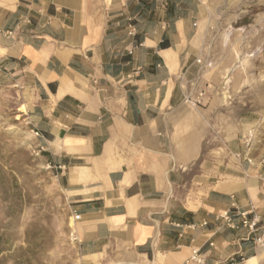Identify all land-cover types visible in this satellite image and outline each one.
I'll return each mask as SVG.
<instances>
[{
  "label": "crops",
  "instance_id": "1",
  "mask_svg": "<svg viewBox=\"0 0 264 264\" xmlns=\"http://www.w3.org/2000/svg\"><path fill=\"white\" fill-rule=\"evenodd\" d=\"M202 9L0 0V77L34 93L29 117L60 170L80 264H188L193 248L207 264H263L264 129L211 60Z\"/></svg>",
  "mask_w": 264,
  "mask_h": 264
},
{
  "label": "rangeland",
  "instance_id": "2",
  "mask_svg": "<svg viewBox=\"0 0 264 264\" xmlns=\"http://www.w3.org/2000/svg\"><path fill=\"white\" fill-rule=\"evenodd\" d=\"M201 1L211 60L226 64L228 91L236 84L243 102L238 111L264 129V0ZM33 97L28 85L0 77V264H80L60 170L29 117Z\"/></svg>",
  "mask_w": 264,
  "mask_h": 264
},
{
  "label": "built area",
  "instance_id": "3",
  "mask_svg": "<svg viewBox=\"0 0 264 264\" xmlns=\"http://www.w3.org/2000/svg\"><path fill=\"white\" fill-rule=\"evenodd\" d=\"M201 95V94H200ZM39 132L36 131V134ZM245 143L247 146H251L252 140H253V132L251 131L248 135L244 137ZM264 162V159H263ZM242 216V224L245 226H248L250 229L255 228V222L254 221H249L247 214L245 212L240 213ZM223 217L227 221L228 225L232 228L237 227L235 221L233 220V217L231 214L227 211ZM255 241L258 245H264V233L256 235L255 236ZM188 264H207V256L204 251H202L200 248H193L191 251L190 256L187 259Z\"/></svg>",
  "mask_w": 264,
  "mask_h": 264
}]
</instances>
